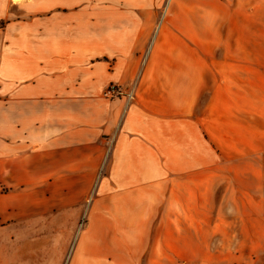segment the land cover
Wrapping results in <instances>:
<instances>
[{
    "label": "crops",
    "instance_id": "0c3cea01",
    "mask_svg": "<svg viewBox=\"0 0 264 264\" xmlns=\"http://www.w3.org/2000/svg\"><path fill=\"white\" fill-rule=\"evenodd\" d=\"M263 256L264 0H0V264Z\"/></svg>",
    "mask_w": 264,
    "mask_h": 264
},
{
    "label": "built area",
    "instance_id": "2783aa9c",
    "mask_svg": "<svg viewBox=\"0 0 264 264\" xmlns=\"http://www.w3.org/2000/svg\"><path fill=\"white\" fill-rule=\"evenodd\" d=\"M121 93H123L122 89L115 83L109 84L104 91L106 97H115ZM127 96L129 99H132L134 96V89H130L127 92Z\"/></svg>",
    "mask_w": 264,
    "mask_h": 264
},
{
    "label": "rangeland",
    "instance_id": "374dc122",
    "mask_svg": "<svg viewBox=\"0 0 264 264\" xmlns=\"http://www.w3.org/2000/svg\"><path fill=\"white\" fill-rule=\"evenodd\" d=\"M256 264H264V256L261 257L257 262Z\"/></svg>",
    "mask_w": 264,
    "mask_h": 264
}]
</instances>
